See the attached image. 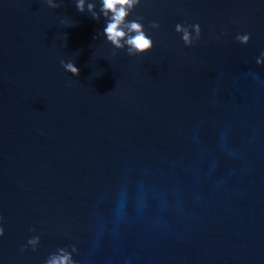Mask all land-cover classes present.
<instances>
[{
    "label": "water",
    "instance_id": "95a60500",
    "mask_svg": "<svg viewBox=\"0 0 264 264\" xmlns=\"http://www.w3.org/2000/svg\"><path fill=\"white\" fill-rule=\"evenodd\" d=\"M55 2L0 0V264H264V0H141L136 56Z\"/></svg>",
    "mask_w": 264,
    "mask_h": 264
},
{
    "label": "clouds",
    "instance_id": "9594fccd",
    "mask_svg": "<svg viewBox=\"0 0 264 264\" xmlns=\"http://www.w3.org/2000/svg\"><path fill=\"white\" fill-rule=\"evenodd\" d=\"M49 7L56 9L60 4L55 0H46ZM141 3V0H100V9L97 11L96 2H89V0H76V8L80 13H90L91 17L100 21L101 16L106 21V27L102 32L97 34V39L106 37L107 41L114 46V49L127 50L129 56L141 55L149 52L154 47V41L149 37L142 22L143 17H137L131 21L128 17ZM68 24L67 20L62 21ZM73 26V25H71ZM151 28L158 29L160 25L152 22ZM191 29V30H190ZM176 31L182 34V40L187 46H192L197 40L200 39L202 34L201 26L197 24L184 26L182 24L176 25ZM195 32L193 36L192 32ZM238 41L243 44H248L251 40L250 34L238 35ZM115 54V53H114ZM258 64H264V53L261 57L257 58ZM63 68L74 76H79L80 69L76 66L75 62L61 60ZM3 216H0V237L5 235V229L2 226ZM34 231V229H33ZM28 243L33 247V250L40 244V238L33 237L29 239ZM76 252L75 247L72 248ZM46 264H76L72 254L64 248L58 249V252L52 254L46 261Z\"/></svg>",
    "mask_w": 264,
    "mask_h": 264
}]
</instances>
